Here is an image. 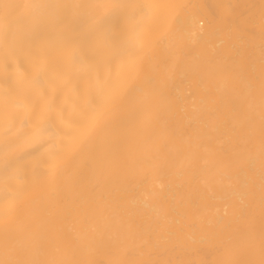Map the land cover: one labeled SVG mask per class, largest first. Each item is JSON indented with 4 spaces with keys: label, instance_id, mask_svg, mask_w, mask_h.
<instances>
[{
    "label": "snow or ice",
    "instance_id": "6c2138e0",
    "mask_svg": "<svg viewBox=\"0 0 264 264\" xmlns=\"http://www.w3.org/2000/svg\"><path fill=\"white\" fill-rule=\"evenodd\" d=\"M224 16L236 21L223 34V52L206 60L200 71L202 83L206 76L224 93L223 110L207 113L210 126H224V110L238 123L219 154L209 151L203 179L220 190L222 199L247 197L249 226L243 232L230 225L219 227L216 258L199 264H264V0L259 5L217 4L211 9L188 0H0V264H161L152 259L92 258L97 236L122 256L158 250L160 233L139 234L119 210L110 214L117 219L115 225L107 222L108 210L102 209V228L83 225L65 231L43 227L42 205L54 196L57 177L96 146L105 145L93 164L110 170L115 157L111 145L126 141H108L109 128L118 123L146 134L153 131L160 92L151 73L159 40H179L190 30L202 34L205 23H220ZM154 27L158 38L153 37ZM257 29L258 75L254 57L246 54ZM85 52L91 56L84 68L94 89L88 90L76 119L68 121L44 86L54 77L70 88L76 78L73 69ZM104 67L109 69L106 76L100 72ZM109 114H119V121L110 120ZM54 120L63 130H57ZM129 239H135L133 246L127 245Z\"/></svg>",
    "mask_w": 264,
    "mask_h": 264
},
{
    "label": "bare ground",
    "instance_id": "6f19581e",
    "mask_svg": "<svg viewBox=\"0 0 264 264\" xmlns=\"http://www.w3.org/2000/svg\"><path fill=\"white\" fill-rule=\"evenodd\" d=\"M20 2V0H12ZM44 4H76L86 0H24ZM124 2H152V0H124ZM213 8L217 4L242 6L259 5L260 0H188ZM242 11L243 9H238ZM258 12V9L256 10ZM236 17L224 16L220 23H205L202 34L190 30L179 40H159L153 56L156 87L160 92L158 119L149 134L138 128L120 127L118 123L106 133L113 143L114 162L110 170L95 166L93 161L105 145L87 152L78 165L69 168L53 184L54 196L42 205L44 228L69 229L83 225L102 226L106 217L99 212L108 210L107 222L115 225L117 219L110 214L119 210L124 220L138 229L139 234L159 232L162 236L158 250L151 255L122 256L103 236L96 237L95 259H152L161 264H199V261L216 258L215 241L218 228L230 225L237 232L249 226L245 210L250 202L243 195L222 199L219 189L205 182L204 161L209 151L219 154L226 146L231 128L238 122L224 110V126L215 130L207 120L210 109H222L223 89L203 77L201 68L210 58L219 57L224 49L223 34ZM153 37H159L158 27ZM260 34L247 49L254 57L259 73ZM3 46L0 45V60ZM91 56L85 52L81 63L73 69L76 78L66 87L60 80L50 78L45 90L55 96L56 108L68 121L76 119L83 108L84 99L94 81L89 79L84 66ZM109 69L101 68L102 75ZM207 86V90H206ZM54 90V91H53ZM258 96V84H257ZM223 110V109H222ZM108 118L119 121V114ZM57 130H63L54 120ZM231 122V123H229ZM259 123L257 121V136ZM256 202L257 223L259 208V163L257 160ZM139 186V190H138ZM149 192L151 196H143ZM162 217L166 221L162 222ZM133 246L135 239L126 241Z\"/></svg>",
    "mask_w": 264,
    "mask_h": 264
}]
</instances>
